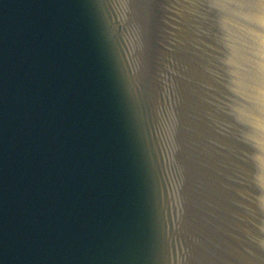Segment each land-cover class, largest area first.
I'll use <instances>...</instances> for the list:
<instances>
[{
    "label": "water",
    "instance_id": "1",
    "mask_svg": "<svg viewBox=\"0 0 264 264\" xmlns=\"http://www.w3.org/2000/svg\"><path fill=\"white\" fill-rule=\"evenodd\" d=\"M0 0V264H264V0Z\"/></svg>",
    "mask_w": 264,
    "mask_h": 264
}]
</instances>
